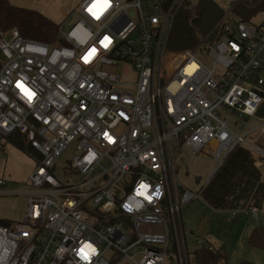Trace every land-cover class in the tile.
Instances as JSON below:
<instances>
[{"label": "built area", "instance_id": "1", "mask_svg": "<svg viewBox=\"0 0 264 264\" xmlns=\"http://www.w3.org/2000/svg\"><path fill=\"white\" fill-rule=\"evenodd\" d=\"M96 2L78 3L56 45L0 30V136L18 131L40 157L22 219L0 225V264H190L179 211L200 192L175 182L178 154L216 151L217 169L237 145L264 157L247 140L264 133V116L241 135L227 121L256 118L262 105L264 23H224L218 41L170 52L185 0H107L94 16ZM119 66L134 80L121 82ZM73 144L60 176L77 180L60 182L57 163Z\"/></svg>", "mask_w": 264, "mask_h": 264}, {"label": "rangeland", "instance_id": "2", "mask_svg": "<svg viewBox=\"0 0 264 264\" xmlns=\"http://www.w3.org/2000/svg\"><path fill=\"white\" fill-rule=\"evenodd\" d=\"M26 0H8L14 6H22ZM219 6H231L224 0H214ZM79 0H34L29 8L36 10L48 20L61 28L65 33L76 21L74 12L78 8ZM27 7V6H26ZM229 7V8H228ZM25 8V7H24ZM264 23V13H258L251 19V24ZM116 74L120 75L121 82L134 80V72L128 67L119 66ZM264 77V68L260 73ZM264 94V92H263ZM256 118L234 120L227 118L229 128L237 135L244 134L247 130L259 125L258 118L264 113V98ZM248 142L264 151V133L257 131L248 137ZM75 145L69 146L57 163L56 170L59 173V181L75 183L77 176L62 175L61 167L68 166L73 159ZM216 151L203 154L193 161L185 155L178 154L177 165L174 172L175 182L193 194L201 192L214 168ZM261 180L264 183V157L260 158ZM35 160L24 155L0 136V222L11 223L20 221L25 212V192L28 190L27 179L31 173ZM64 177V179L62 178ZM257 217L251 215H238L232 218V211H211L201 197L183 204L180 207L181 225L187 243L188 253L194 250L196 238H202L210 243V247L220 249L225 257V264H264V247L256 248L249 244L250 230L262 226L264 234V198L260 205ZM190 264H193L190 259Z\"/></svg>", "mask_w": 264, "mask_h": 264}, {"label": "trees", "instance_id": "3", "mask_svg": "<svg viewBox=\"0 0 264 264\" xmlns=\"http://www.w3.org/2000/svg\"><path fill=\"white\" fill-rule=\"evenodd\" d=\"M258 13H264V0H238L228 10H224L214 0H185L169 31L167 50L178 52L193 49L198 44L208 45L216 42L222 37L224 23H251V19ZM11 27H16L26 39L43 41L48 45L62 43L58 26L51 20L34 9H25L10 4L8 0H0V30ZM2 63L0 53V66ZM3 138L24 155L32 157L36 162L40 160L25 136L18 131ZM199 197L211 210L259 208L264 198V183L260 169L254 165L253 152L243 145L234 146ZM8 224L0 222L1 226ZM248 241L253 247H264L262 229H253ZM188 256L193 264L226 263V257L220 249L205 245L197 246Z\"/></svg>", "mask_w": 264, "mask_h": 264}, {"label": "snow or ice", "instance_id": "4", "mask_svg": "<svg viewBox=\"0 0 264 264\" xmlns=\"http://www.w3.org/2000/svg\"><path fill=\"white\" fill-rule=\"evenodd\" d=\"M106 7H108L107 4V0H103V3L100 2V0H97L96 3H94L91 8L89 9V11L94 15V16H98L99 12L103 11ZM102 47H107V38H105V41L102 42ZM95 50H90V52L88 53L87 56L84 57V62L87 63L89 58L94 55ZM29 99H31V94L29 93ZM111 142V140L109 141ZM84 247V246H83ZM83 247L79 250V255L81 254V252L83 251ZM93 251V250H92ZM88 256V254H87Z\"/></svg>", "mask_w": 264, "mask_h": 264}, {"label": "crops", "instance_id": "5", "mask_svg": "<svg viewBox=\"0 0 264 264\" xmlns=\"http://www.w3.org/2000/svg\"><path fill=\"white\" fill-rule=\"evenodd\" d=\"M34 0H26L25 1V3L22 5V6H18V7H22V8H24L25 7V9L26 8H29V6H31V3L33 2ZM81 0H79V2H80ZM78 2V3H79ZM13 5V4H12ZM27 6V7H26ZM260 109V108H259ZM258 109V110H259ZM264 116V113L260 116V117H263ZM253 158H254V165L256 166V167H258L259 169L261 168V164L263 163L262 161H260V157L259 156H255V154H253ZM262 158V157H261ZM37 162L35 161V163H34V166H33V168L31 169V171L34 169V167H35V164H36ZM31 174V173H30ZM29 174V175H30ZM29 177V176H28ZM260 207L261 206H259V208H257V210H258V212H259V209H260ZM210 209V208H209ZM211 210V209H210ZM234 210H236V209H234ZM237 210H239V209H237ZM211 211H214V212H216V211H220V210H211ZM229 211H231V210H229ZM258 214V213H257ZM237 217V216H236ZM235 216H233L232 215V218H236ZM254 217H257V215L256 216H254ZM261 228L262 229V226L261 225H259L258 227H255V228ZM254 228V229H255ZM253 230V229H252ZM252 230H250L249 232H251ZM200 238V237H199ZM198 238V239H199ZM197 239V238H196ZM202 239V238H201ZM204 240V239H203ZM205 241V240H204ZM206 242V241H205ZM185 243H186V241H185ZM207 243V246H211L210 245V243H208V242H206ZM197 245V244H196ZM215 248H217V247H214V249Z\"/></svg>", "mask_w": 264, "mask_h": 264}, {"label": "clouds", "instance_id": "6", "mask_svg": "<svg viewBox=\"0 0 264 264\" xmlns=\"http://www.w3.org/2000/svg\"><path fill=\"white\" fill-rule=\"evenodd\" d=\"M89 252H92V248H91L87 243H85V244H84V247H83V251H82L81 254H80L81 259H83V260H87V259H88L87 254H88Z\"/></svg>", "mask_w": 264, "mask_h": 264}, {"label": "water", "instance_id": "7", "mask_svg": "<svg viewBox=\"0 0 264 264\" xmlns=\"http://www.w3.org/2000/svg\"><path fill=\"white\" fill-rule=\"evenodd\" d=\"M216 169H217V168H214V169L212 170V173H211V176L209 177V179L212 177V175H213V173L216 171ZM209 179H208V181H209ZM208 181H207V182H208Z\"/></svg>", "mask_w": 264, "mask_h": 264}]
</instances>
